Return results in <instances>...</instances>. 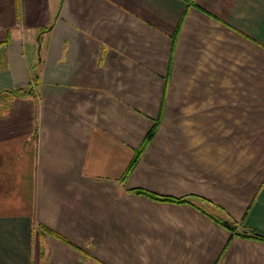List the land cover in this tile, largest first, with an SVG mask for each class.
<instances>
[{"label": "crops", "instance_id": "1", "mask_svg": "<svg viewBox=\"0 0 264 264\" xmlns=\"http://www.w3.org/2000/svg\"><path fill=\"white\" fill-rule=\"evenodd\" d=\"M251 230L264 0H0V264H264Z\"/></svg>", "mask_w": 264, "mask_h": 264}, {"label": "trees", "instance_id": "2", "mask_svg": "<svg viewBox=\"0 0 264 264\" xmlns=\"http://www.w3.org/2000/svg\"><path fill=\"white\" fill-rule=\"evenodd\" d=\"M18 94V92L16 93ZM156 129L157 127L153 128L150 133L148 134L147 136V139H146V142L145 144L143 145V148L136 154L134 160L132 161L131 165L129 166L128 170H127V174L133 169L134 165L136 164V162L138 161V158L140 157L141 153L145 150V148L147 147V145L150 143V141L152 140V138L154 137L155 135V132H156ZM140 193H144V194H147L149 196H151L152 198L154 199H159V200H165L166 198L164 197H159V196H156L148 191H145V190H139ZM170 200H173V201H177V202H183V201H186V199H170ZM229 227L230 225L227 224ZM241 235L243 236H246V237H251V238H255V239H259V240H262L264 241V236L256 233L254 230H251L249 233L247 232H240Z\"/></svg>", "mask_w": 264, "mask_h": 264}]
</instances>
